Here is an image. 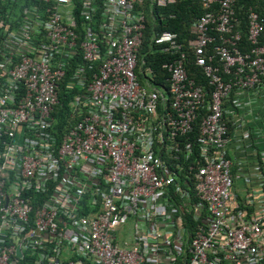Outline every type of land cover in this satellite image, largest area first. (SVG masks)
Returning <instances> with one entry per match:
<instances>
[{"label": "built area", "instance_id": "built-area-1", "mask_svg": "<svg viewBox=\"0 0 264 264\" xmlns=\"http://www.w3.org/2000/svg\"><path fill=\"white\" fill-rule=\"evenodd\" d=\"M0 1V264H264L257 11L245 47L236 0L185 39L154 30L176 0Z\"/></svg>", "mask_w": 264, "mask_h": 264}, {"label": "trees", "instance_id": "trees-1", "mask_svg": "<svg viewBox=\"0 0 264 264\" xmlns=\"http://www.w3.org/2000/svg\"><path fill=\"white\" fill-rule=\"evenodd\" d=\"M9 3V1L6 0ZM203 0H176L174 3L167 6H153L152 14L156 17V31L168 29L175 31L179 34L181 39H185L189 36V26L191 22L197 18L200 14L206 11V8L202 4ZM0 1V8L6 9L8 5L3 4ZM15 6V4L11 5ZM9 5V8H13ZM248 7H252L259 13L264 19V0H236L235 12L237 18V24L241 30L242 44L247 46V17L246 11ZM3 13V10L1 11ZM151 33V29H146V37ZM261 42H264V32L261 35ZM146 48V44L143 45V49ZM159 59H153L154 65L158 63ZM191 75L198 73V69L194 66H190ZM200 80L205 83V80L201 77ZM63 109H66V101L62 102ZM62 112V110H60ZM60 117H62L60 115Z\"/></svg>", "mask_w": 264, "mask_h": 264}, {"label": "crops", "instance_id": "crops-1", "mask_svg": "<svg viewBox=\"0 0 264 264\" xmlns=\"http://www.w3.org/2000/svg\"><path fill=\"white\" fill-rule=\"evenodd\" d=\"M238 129H239V127L236 128V133L237 134H239ZM249 144H247L245 142H241V147L246 149L244 152L242 150H239L240 148H237V141L236 142L235 141H232L229 144V146L227 147V155L231 159H236V158H240V157L242 158L241 159V166L242 167L240 166L241 167L240 169L234 168V173L237 174V175L235 174L236 175V178H235V184H234V186L235 185L237 186L239 184V181L240 180H241V182H244V184L246 186V189L243 191L242 194H245L247 192V190H248L247 185H246V182H245L244 178L242 177V172H244V171H250L252 169L253 164H254V161H255V159L253 157L254 150H255L253 148L254 146H251ZM233 189H234V187H233Z\"/></svg>", "mask_w": 264, "mask_h": 264}, {"label": "rangeland", "instance_id": "rangeland-1", "mask_svg": "<svg viewBox=\"0 0 264 264\" xmlns=\"http://www.w3.org/2000/svg\"><path fill=\"white\" fill-rule=\"evenodd\" d=\"M245 189H246V186L244 182H241V180L239 181V184L237 186L236 185L234 186V191L238 195V197H241V194L243 193Z\"/></svg>", "mask_w": 264, "mask_h": 264}]
</instances>
